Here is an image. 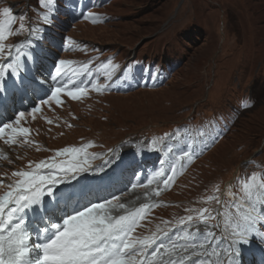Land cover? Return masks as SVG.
Returning a JSON list of instances; mask_svg holds the SVG:
<instances>
[{"label": "rangeland", "instance_id": "1", "mask_svg": "<svg viewBox=\"0 0 264 264\" xmlns=\"http://www.w3.org/2000/svg\"><path fill=\"white\" fill-rule=\"evenodd\" d=\"M8 1L22 5L28 0H0V15ZM66 4L68 10L58 16L65 30L63 35L61 29L55 32V37L62 36L53 49L57 55L66 37V46L87 45L75 55L94 46L105 54L178 62V67L156 90L135 89L60 107L49 100L39 112L27 110L20 123L14 124L29 129L36 145L24 143L28 149L21 164L35 168L41 161H60L64 156L56 157L57 152L81 148L87 138L110 145L126 134L163 132L188 121L201 123L206 116L228 113L244 100H252L254 105L237 114L226 136L170 191L162 186L147 188L123 200L135 204L150 197V204L158 205L137 238L184 220L182 225H190L184 234L188 246L203 243L213 249L214 236L204 233H222L220 215L234 211L226 195H221L223 184L239 178L236 186L243 196L241 181L253 173L264 176V0H110L102 10L109 21L103 23L93 15L87 20L100 22L94 24L79 21L85 20L86 9L72 23L75 4ZM45 108L49 115L70 122H45L39 115ZM119 213L113 210L114 215ZM189 215L191 222L186 221ZM206 237L212 241L205 243Z\"/></svg>", "mask_w": 264, "mask_h": 264}, {"label": "snow or ice", "instance_id": "2", "mask_svg": "<svg viewBox=\"0 0 264 264\" xmlns=\"http://www.w3.org/2000/svg\"><path fill=\"white\" fill-rule=\"evenodd\" d=\"M40 3L48 6L46 0H40ZM3 15L11 17V22L16 20L9 8L3 9ZM91 15L89 13L85 19ZM25 19L26 17L23 15L19 17L20 21ZM6 27L11 34L10 22L0 21V42L5 39ZM24 29L25 25L21 23L20 30ZM31 31H35V29ZM11 47L17 46H10L9 54ZM4 51L5 48L0 43V57H3ZM29 55L31 56V54ZM68 63L70 62L59 60V66ZM13 74L17 75L18 73ZM57 79L58 76H52L53 81ZM21 83H23V79H21ZM72 83L75 84L74 81ZM5 90L3 83L0 82V93ZM86 91L85 88L69 86V81L65 80L60 86L54 88L50 99L60 105L62 104L60 100L62 94L73 100H78L84 96ZM42 103L48 104L49 100H43ZM32 111L35 113L40 109L34 107ZM24 116L25 113L20 112L15 123L18 125ZM5 129L11 130L13 136L30 134L27 128H16L13 124H5L0 127V137L4 135ZM15 142V139L11 138L5 140V143L15 144ZM82 151L83 149H64L57 152L56 157L72 156L71 159L61 163L52 158L50 161H41L35 164V171L21 170L12 173L13 176L20 177V179L15 184L7 185L10 190L0 196V264H156L157 259H159V264H164L163 259L159 256L161 250L171 257L167 264H185L189 257L178 258L172 255L175 246L169 248L160 242L156 247L159 239L156 233L144 238L133 237L132 233L139 221L145 217L146 210L152 207L149 204H144L135 210H127L124 204L113 203L114 200H119V197L105 198L102 202L90 201L80 207L73 208L72 211L65 209L63 215H56L49 209L40 207L43 204L45 193L48 196H53L55 194L54 187L64 183L65 177L75 176L89 170L91 158L86 154L81 158L79 153ZM185 157L190 160L192 155L185 152L180 159L184 160ZM175 174L176 170L173 168L171 174L163 180V184L167 186L172 182ZM141 186L147 187V185ZM241 186L248 206L255 215L251 213L243 215V227L233 230L232 235L235 239L231 241L228 249L227 264H242L239 259L242 252L239 245H248L254 242L264 244V176L253 173L241 181ZM159 194V190H157L156 195ZM257 205L260 206L259 209H257ZM114 209H125V214L113 215ZM28 211H42L46 214L40 217L35 238L29 231L28 222L25 219ZM18 213L23 214L17 215ZM192 220L191 215L186 217L187 222ZM181 223H184V220ZM258 224L261 225L260 228L257 227ZM204 234L214 236V233L211 232ZM188 247L194 250L191 253L193 256L202 255L201 252L195 251L197 247L205 249L203 243L199 245L192 243L189 246H184L185 252L188 251ZM149 255L153 258L152 260L148 259ZM208 255L219 257L220 253L213 250ZM195 264H211V261L201 259Z\"/></svg>", "mask_w": 264, "mask_h": 264}, {"label": "bare ground", "instance_id": "3", "mask_svg": "<svg viewBox=\"0 0 264 264\" xmlns=\"http://www.w3.org/2000/svg\"><path fill=\"white\" fill-rule=\"evenodd\" d=\"M68 200H69V199H68V197H67V198H66V203L68 202Z\"/></svg>", "mask_w": 264, "mask_h": 264}]
</instances>
